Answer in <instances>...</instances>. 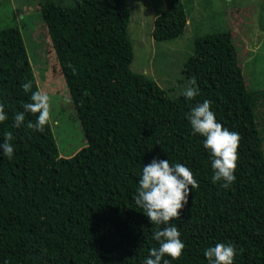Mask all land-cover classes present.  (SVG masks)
I'll return each instance as SVG.
<instances>
[{
    "label": "trees",
    "instance_id": "obj_1",
    "mask_svg": "<svg viewBox=\"0 0 264 264\" xmlns=\"http://www.w3.org/2000/svg\"><path fill=\"white\" fill-rule=\"evenodd\" d=\"M38 6L46 27L40 39L55 54L52 68L68 88L85 144L61 156L49 120L43 132L26 126L32 113L11 127L30 98L21 83L40 87L20 28L1 26L0 16V103L8 113L0 140L12 131L14 145L11 159L0 156V264H141L158 246L152 232L163 227L151 225L132 199L142 166L153 157L186 164L199 182L172 221L185 243L172 264H207L203 250L221 241L235 245L233 264H264V87L253 86V71H244L231 29L194 38L181 66L199 88L189 100L172 93L176 84L162 85L166 77L154 62L153 74L130 67L134 38L124 0H40ZM188 16L181 0H169L152 18V37L180 36ZM141 24L137 16L133 31ZM204 99L222 125L240 133L236 179L228 188L212 182L203 138L185 118Z\"/></svg>",
    "mask_w": 264,
    "mask_h": 264
},
{
    "label": "rangeland",
    "instance_id": "obj_2",
    "mask_svg": "<svg viewBox=\"0 0 264 264\" xmlns=\"http://www.w3.org/2000/svg\"><path fill=\"white\" fill-rule=\"evenodd\" d=\"M39 1L11 0L10 5H1L0 2L1 26L17 25L20 28L40 90L50 96L49 123L58 152L68 157L85 144V138L64 79L56 76L57 70L55 72L52 68L57 62L55 54L48 51L49 47L40 39L45 35L46 27L40 16ZM76 1L56 0L64 5H73ZM124 1L129 8V27L134 38V59L130 65L133 70L146 72L148 69V74H153L149 70L150 62H154L155 71L166 77L162 85L170 88L176 84L172 86V93L177 95L190 82L183 76L181 66L193 52L194 38L206 32L230 28L244 71H253V86L264 87V18L261 8L264 0H181L191 23H187L180 36L169 41H156L151 35L154 14L169 0ZM137 16L141 17L142 24L141 29L134 32ZM258 51L261 55L257 62H253L252 57Z\"/></svg>",
    "mask_w": 264,
    "mask_h": 264
},
{
    "label": "clouds",
    "instance_id": "obj_3",
    "mask_svg": "<svg viewBox=\"0 0 264 264\" xmlns=\"http://www.w3.org/2000/svg\"><path fill=\"white\" fill-rule=\"evenodd\" d=\"M72 71L75 72V69ZM20 87L25 92H30V98L22 103V110L14 113L11 127H20L25 123L26 114L32 113L36 114L35 120H29L26 126L43 132L50 116L49 94L41 90H32L31 80H25ZM198 94L199 88L195 80L190 81L181 90V95L189 100ZM211 103L208 99L196 102L185 114V118L190 124L191 133L199 134L203 138L202 146L208 153L212 169V182L214 184L219 182L221 187L228 188L236 179L234 170L238 158L240 133L222 125L216 118ZM7 118L8 113L4 111V104L0 103V122ZM3 137L0 140V156L11 159L14 154L12 131L4 132ZM198 183L192 170L184 163H170L168 159L153 157L142 166L132 199L135 205L142 209L151 225L163 227H157L152 232V239L158 242V246L148 249L141 264H172V260L181 255L185 243L181 239L179 227L172 221L180 217L178 210L184 208L188 202L189 192L198 187ZM236 254L234 244L222 241L203 250L207 264H233Z\"/></svg>",
    "mask_w": 264,
    "mask_h": 264
}]
</instances>
